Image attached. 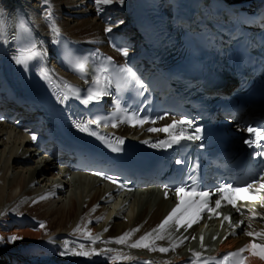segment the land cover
Here are the masks:
<instances>
[{
  "label": "bare ground",
  "instance_id": "6f19581e",
  "mask_svg": "<svg viewBox=\"0 0 264 264\" xmlns=\"http://www.w3.org/2000/svg\"><path fill=\"white\" fill-rule=\"evenodd\" d=\"M163 1L170 10V0ZM50 3L55 24L61 33V43L70 42L78 49L104 47L105 29L115 27L108 23L120 21L121 24L132 19L127 10L128 0L123 4L114 2L103 6L102 11L97 9L94 0H50ZM129 5L135 15V0H130ZM17 7L26 12L33 39L38 46L42 44L41 50L46 49L43 59L50 87L61 93L66 90L63 81L81 87L85 81L57 67V44L52 43V33L44 19L43 0H0V23L3 25L0 33V95L6 97L9 90L14 91L20 102L40 109L38 101L32 99L34 97L26 93L18 82L28 75L29 69L25 70L13 60L21 47L17 39ZM105 18H108L107 23L103 22ZM0 109L7 112L4 106ZM31 128L18 126L15 122H0V236L5 238V242L0 243V264H180L193 257V252L200 253L197 225L180 231L169 226L167 238L155 240V251L131 248L130 244L159 225L172 207L173 197L152 189L138 190L122 197L113 187L94 178L69 173L64 163L52 160L33 148L31 137L36 133ZM111 132L123 138L137 135L142 138L145 135L143 129L123 125L111 129ZM42 196L46 199L41 200ZM249 208L252 212L241 218L244 234L232 238L231 231H224L214 244L213 255L239 248L248 241L264 244V207L254 204ZM236 218L240 220V217ZM40 222H44V227H40ZM137 228L139 230L132 233L125 244L106 243ZM247 232L254 235L249 236ZM12 235L22 239L7 242V237ZM93 239H96L95 243ZM65 241L73 251H80L81 245L84 246L83 251L90 253L93 250L95 253L106 249L113 251L103 255L62 256L60 253L65 250ZM161 247L170 250L161 252L158 250ZM203 253L201 256L205 255ZM114 255L126 258L110 260L109 256ZM244 264L264 263L249 257Z\"/></svg>",
  "mask_w": 264,
  "mask_h": 264
},
{
  "label": "snow or ice",
  "instance_id": "6c2138e0",
  "mask_svg": "<svg viewBox=\"0 0 264 264\" xmlns=\"http://www.w3.org/2000/svg\"><path fill=\"white\" fill-rule=\"evenodd\" d=\"M95 5L98 10L102 11L103 6L111 5L114 2L123 4L124 0H94ZM43 4L45 6L44 10V19L48 24L49 30L52 33V43L59 45L61 43V33L59 28L55 24L52 6L50 0H43ZM19 29L23 33H25L28 37V43L18 48L17 54L13 56V60L17 65H22L25 70H28L29 63L32 61L42 60L47 52L46 49H42V44L38 46V42L34 39H31V28L26 26L23 21L19 24ZM105 31H111L110 28H106ZM3 32V25L0 23V33ZM124 56H127L128 49L125 48H117ZM101 56V54L97 53L96 57ZM94 57H86V56H74L71 53L65 52V62L72 68L74 72L79 74L81 78H86L89 74L92 75V83L89 87L84 91V95H81L82 90L77 86L70 85L66 80L63 81L64 88L66 89L64 92H61L58 96L61 103L66 102L69 98H75L81 101L85 106L90 105L91 103L100 102L104 96L113 95L112 88L114 83V73H119L120 75L115 76V92L117 93L116 100L114 101V107L116 109V119H119L121 123H129L131 126H143L146 121H149V117H140L137 115V112L134 110H130L125 108L120 102L121 93L128 90L130 85H135L139 89H143L144 85L136 76L135 72L127 65L124 66H114V62L111 57H103V62L93 67L92 61ZM106 62V63H104ZM41 77L42 79L48 80L49 74L45 69H41ZM87 82V80H86ZM104 118L101 116H96L92 120L88 121H75L74 126L81 132H86L89 135L97 136V138L101 139L102 142L108 144L112 151H120L121 148L119 145L123 144V138H116V146L113 147L111 143H108L106 137L100 136L94 129L91 128L92 124H99ZM156 119H164L163 116H158ZM154 122V121H153ZM113 127H116L117 124L113 123ZM187 128H192V133L189 135H184L183 133ZM172 129V131H170ZM149 132H167L169 138L166 141H160L158 144L153 143L151 147H161L167 148L172 145L180 144L182 141H195L201 139L199 132V128H193V123L191 120H181L179 126H176L175 123L173 125H168L165 128H149ZM246 131L250 134L248 139H245L243 142L248 145L250 148H254L255 151L253 153L254 157H264V143L261 141L264 140V136L261 135V131L264 129L253 128L249 125L246 128ZM32 139L35 140V135L32 136ZM143 143H149L148 141H143ZM177 164H180L181 161L177 160ZM99 174V173H97ZM106 179L110 181H115V178L112 176H106ZM255 185H259L258 188L254 187ZM168 187L167 185L165 186ZM174 191L177 195V204L171 210V212L165 217V219L157 225L156 228L152 229L151 232L146 233L141 236L139 240L130 244L131 248H143L150 250H157L154 247L155 240H165L167 238V229L169 226L175 228L176 231H179L180 228H191L193 224L199 222V218L203 213H212L215 215H219L217 211L222 207V202L226 205H231L237 212H242L240 208L237 207V197L236 194L241 191H249L251 190L256 196H258L264 204V195H261V192H264V170H261L260 174L254 177L251 181L246 182L244 185H233L232 183L221 184L216 186L213 189L201 188L196 182L191 184H186L181 182L180 184L174 185ZM167 196V193H166ZM212 196H218L215 199L214 204L215 207H210V202L212 200ZM41 200L46 199V197H40ZM102 219V217H101ZM225 220H229L228 216L224 217ZM40 227H44V222H40ZM139 229H133L131 232H125L122 236L112 238L110 241H106V243L114 242L117 244H125L127 239L132 235V233L138 231ZM107 231V229H105ZM249 236H253L254 233L247 232ZM92 239L91 237H89ZM151 238V243L149 242ZM22 239L19 236H8L7 242L14 243L17 240ZM98 239V237L96 238ZM96 239H93L92 242L95 243ZM215 239V237H214ZM201 241H203V237H201ZM5 238L0 236V243H4ZM67 241H65V250L60 254L66 255L71 254L75 256H90L92 254L103 255L112 252V249L101 250L99 253H95L93 250L92 253L83 251L84 246L81 245L80 251H73L71 248L67 247ZM259 249L258 255L261 259H264V245L259 244H249L240 248L235 252L228 253L223 256L222 260L216 261L215 258L211 257H202L200 253L193 252V259L190 264H243V253H245L249 249ZM161 252H167L170 249L168 248H159ZM126 257L121 256H109V259L112 261H120L125 259Z\"/></svg>",
  "mask_w": 264,
  "mask_h": 264
},
{
  "label": "rangeland",
  "instance_id": "374dc122",
  "mask_svg": "<svg viewBox=\"0 0 264 264\" xmlns=\"http://www.w3.org/2000/svg\"><path fill=\"white\" fill-rule=\"evenodd\" d=\"M67 18H69V17H67Z\"/></svg>",
  "mask_w": 264,
  "mask_h": 264
}]
</instances>
